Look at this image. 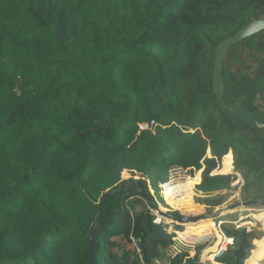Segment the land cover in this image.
Wrapping results in <instances>:
<instances>
[{
  "label": "trees",
  "instance_id": "obj_1",
  "mask_svg": "<svg viewBox=\"0 0 264 264\" xmlns=\"http://www.w3.org/2000/svg\"><path fill=\"white\" fill-rule=\"evenodd\" d=\"M261 18L264 0H0V264H91L94 228L98 264H206L203 245L173 254L136 185L99 207L124 171L162 187L176 167L198 172L164 185L177 215L235 203L237 173L243 200L264 199V130L234 122L213 85L219 43ZM221 74L225 102L264 121V30ZM186 225L181 241L217 230ZM222 228L220 264H264V230Z\"/></svg>",
  "mask_w": 264,
  "mask_h": 264
},
{
  "label": "water",
  "instance_id": "obj_2",
  "mask_svg": "<svg viewBox=\"0 0 264 264\" xmlns=\"http://www.w3.org/2000/svg\"><path fill=\"white\" fill-rule=\"evenodd\" d=\"M264 30V18L254 20L247 25H245L242 29L237 31L234 35L224 39L221 41L216 49L215 53V66L213 70V85H214V92L217 95V103L222 109V111L226 112L230 118L238 123L248 125L252 128H260L264 130V121L259 118H252L246 116L242 113H239L237 110L229 106L224 100V82L222 78V66L224 61V56L227 53L228 49L242 41L246 38L257 34L258 32ZM203 171V170H201ZM202 175V174H201ZM149 181L146 178H137L133 177L128 180H125L120 186L116 187L115 189L110 190L107 192L100 203L99 210L105 205L107 199L116 191L123 189L124 187L130 185H136L143 193V196L149 200L150 202H154V196L152 192L149 190ZM264 204V199L261 200H239L235 204L226 205L223 207H217L212 213L211 218H216L221 215H226L230 213L232 210L237 209L240 206H251V205H260ZM156 209L158 211V215L162 218H167L179 224H187L189 222H198L201 219H204L206 215L202 216H192V215H175L171 211L165 210L162 206L156 204ZM98 239H99V229L94 228L92 231L91 239H90V262L91 264H98Z\"/></svg>",
  "mask_w": 264,
  "mask_h": 264
},
{
  "label": "built area",
  "instance_id": "obj_3",
  "mask_svg": "<svg viewBox=\"0 0 264 264\" xmlns=\"http://www.w3.org/2000/svg\"><path fill=\"white\" fill-rule=\"evenodd\" d=\"M141 126L143 128H148L147 124H143ZM232 164H233V170H232V172H229V173L235 172L234 163H232ZM219 169L220 168H217L215 170V171H217L216 173H222L219 171ZM215 171H214V173H215ZM178 173L180 175L184 173L183 175H181V177L192 176V174L189 172V169H184L182 167H176V168L171 170L169 180L162 185L163 186L162 188H164V185L168 184V182L171 180L172 176L179 175ZM237 175H238V178L234 181L233 185L237 186L238 189L235 190L234 195H233V199H232V200H237L236 202H238L239 200L242 199L241 188L244 185V179L242 178L241 174L237 173ZM135 177L139 178L140 176H135ZM196 185H195V187H196ZM149 190L152 192V194L155 192L154 188L150 187V183H149ZM225 205H227V204H225ZM168 207L170 208L169 211H173V210H171V209H173L172 206H168ZM232 211L233 212L236 211L238 213L237 216L233 220L219 219L218 217L216 219H214L215 220V226H216L217 232H218L217 236H221V240L218 237L217 241L212 240L209 243L210 245H214V247H216V248L205 253L208 249L207 248L206 251L202 253L201 260L203 263L219 264V262L217 261V257L224 254L228 250L229 246L234 243V238L229 237L225 234V232L222 228L223 223L230 222V223L234 224L237 228L245 227L248 231H252L254 228H258V227L261 228L262 230H264V207H250V206H243L242 205V206H240L237 209H234ZM152 212L156 215V221L157 222H159V223L164 222V223L169 225V231L173 235L172 236V239H173L172 252L174 255L182 253L187 248L189 249V247L190 248L194 247V242L181 241L179 239L180 231H184L186 228L179 229L178 228L179 223H176V222L169 220L167 218L160 217L158 215V211L156 208L152 209ZM221 216H224V215H221ZM221 216H219V217H221ZM209 239H210V237L208 238V240ZM190 252H192V251L190 250ZM191 255H193V253H191ZM210 256H212V258Z\"/></svg>",
  "mask_w": 264,
  "mask_h": 264
},
{
  "label": "rangeland",
  "instance_id": "obj_4",
  "mask_svg": "<svg viewBox=\"0 0 264 264\" xmlns=\"http://www.w3.org/2000/svg\"><path fill=\"white\" fill-rule=\"evenodd\" d=\"M222 164V163H221ZM221 167H222V165H221ZM221 167H220V169H221ZM220 169H219V171H220ZM218 171V172H219ZM190 172V171H189ZM200 172H201V174H202V171L200 170ZM217 171H215V173H216ZM198 172H196L194 175H192V176H195L196 174H197ZM179 174V173H178ZM184 174V173H183ZM183 174H181V175H183ZM219 174H227V173H219ZM189 175V174H188ZM135 176H139V175H133L131 172H129V171H124V173H123V180H128V179H130V178H133V177H135ZM187 178V177H186ZM150 187H153L154 188V190H155V192L153 193V196H154V200L156 201V203H158V205H160V206H162L165 210H167V211H169L170 210V208L168 207V206H171L170 204H168L167 203V201H166V199H165V195H164V189L165 188H162L161 186H160V184L158 183V181L157 180H155V179H150ZM195 189V195L194 196H202L203 194H201V193H199L198 191H197V189H196V187L194 188ZM196 196V197H197ZM233 199V196L231 197V199H230V201ZM197 200V199H196ZM165 203L168 205V206H166L165 205ZM197 204L199 205V206H203V208H205L206 206L204 205V204H201V203H199V202H197ZM226 203H224V204H222V205H219V206H217V207H223V206H226L225 205ZM231 204H235V203H233V202H229V203H227V205H231ZM216 207V208H217ZM172 208V207H171ZM215 208V209H216ZM174 209V208H173ZM214 209V210H215ZM174 210H177V209H174ZM182 213V212H181ZM183 214V213H182ZM229 215L231 214V215H233V216H237V212L236 211H232V212H230V213H228ZM228 214H226V215H224V216H221V217H218L219 219H225V218H227V217H230V216H228ZM202 215H206L205 216V218L204 219H201V220H206V221H208V219L209 218H211V213H209L208 211L206 212V213H203V214H199V216H202ZM217 218V217H216ZM216 218H213V219H216ZM200 220V221H201ZM200 221H198V222H196V223H199ZM214 222H215V220H214ZM189 223H192V224H194V222H189ZM188 224V223H187ZM178 228L179 229H183V228H187V225L186 224H179V226H178ZM218 235V232H217V230H216V232H214L213 233V240L214 241H217L218 239V237L219 236H217ZM210 236H208L207 237V239H205V240H199V241H197V242H195L194 243V247H192V248H190L189 247V251L191 250L192 252L191 253H193V255H195V253H196V246H198V245H203V249H202V252H201V255H202V253L203 252H205L206 251V249H207V251L205 252V253H207L208 251H210V250H213V248H214V245H210V244H207V241H208V238H209Z\"/></svg>",
  "mask_w": 264,
  "mask_h": 264
},
{
  "label": "flooded vegetation",
  "instance_id": "obj_5",
  "mask_svg": "<svg viewBox=\"0 0 264 264\" xmlns=\"http://www.w3.org/2000/svg\"><path fill=\"white\" fill-rule=\"evenodd\" d=\"M175 209V208H174ZM174 209H171V210H173V211H171L173 214H175V211L176 210H174ZM175 215H177V214H175ZM180 215H184V214H180Z\"/></svg>",
  "mask_w": 264,
  "mask_h": 264
},
{
  "label": "crops",
  "instance_id": "obj_6",
  "mask_svg": "<svg viewBox=\"0 0 264 264\" xmlns=\"http://www.w3.org/2000/svg\"><path fill=\"white\" fill-rule=\"evenodd\" d=\"M227 203H229V201L226 202V204H227ZM216 229H217V228H216ZM255 248H256V243H255ZM255 248H254V249H255ZM252 251H253V250H252ZM201 261H202V260H201ZM262 262H263V261H261L260 264H262ZM219 264H220V263H219Z\"/></svg>",
  "mask_w": 264,
  "mask_h": 264
}]
</instances>
